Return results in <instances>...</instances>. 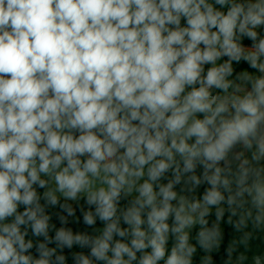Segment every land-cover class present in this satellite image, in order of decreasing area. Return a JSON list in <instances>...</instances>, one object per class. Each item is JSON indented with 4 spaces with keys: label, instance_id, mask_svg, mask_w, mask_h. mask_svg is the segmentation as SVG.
Returning <instances> with one entry per match:
<instances>
[{
    "label": "clouds",
    "instance_id": "9594fccd",
    "mask_svg": "<svg viewBox=\"0 0 264 264\" xmlns=\"http://www.w3.org/2000/svg\"><path fill=\"white\" fill-rule=\"evenodd\" d=\"M69 258L264 264V0H0V264Z\"/></svg>",
    "mask_w": 264,
    "mask_h": 264
},
{
    "label": "trees",
    "instance_id": "16d2710c",
    "mask_svg": "<svg viewBox=\"0 0 264 264\" xmlns=\"http://www.w3.org/2000/svg\"><path fill=\"white\" fill-rule=\"evenodd\" d=\"M77 215H79V212H77ZM59 226V225H58ZM70 226H73L74 228H79V229H82L84 226L82 225V223L80 225H70ZM98 226H102V225H99V222H98ZM89 231H91L89 229ZM75 250H79V249H75ZM216 259H219V257H216ZM69 264H71V259L69 258Z\"/></svg>",
    "mask_w": 264,
    "mask_h": 264
}]
</instances>
